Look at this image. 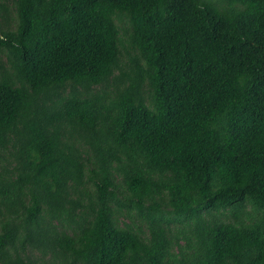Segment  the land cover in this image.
<instances>
[{
    "label": "trees",
    "instance_id": "16d2710c",
    "mask_svg": "<svg viewBox=\"0 0 264 264\" xmlns=\"http://www.w3.org/2000/svg\"><path fill=\"white\" fill-rule=\"evenodd\" d=\"M0 264H264V0H0Z\"/></svg>",
    "mask_w": 264,
    "mask_h": 264
},
{
    "label": "rangeland",
    "instance_id": "374dc122",
    "mask_svg": "<svg viewBox=\"0 0 264 264\" xmlns=\"http://www.w3.org/2000/svg\"><path fill=\"white\" fill-rule=\"evenodd\" d=\"M121 27H123V26H121ZM120 33H121L122 39L125 40L126 38L122 35V31H120Z\"/></svg>",
    "mask_w": 264,
    "mask_h": 264
}]
</instances>
